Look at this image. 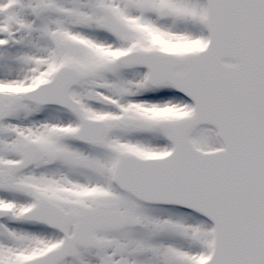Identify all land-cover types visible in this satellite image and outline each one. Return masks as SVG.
I'll return each instance as SVG.
<instances>
[{"label": "snow or ice", "instance_id": "6c2138e0", "mask_svg": "<svg viewBox=\"0 0 264 264\" xmlns=\"http://www.w3.org/2000/svg\"><path fill=\"white\" fill-rule=\"evenodd\" d=\"M0 264H264V0H0Z\"/></svg>", "mask_w": 264, "mask_h": 264}]
</instances>
